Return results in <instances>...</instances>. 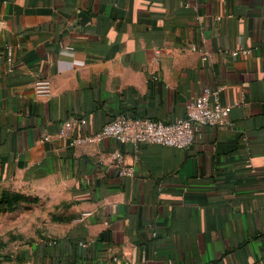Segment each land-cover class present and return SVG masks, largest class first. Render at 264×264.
<instances>
[{"label":"crops","instance_id":"crops-1","mask_svg":"<svg viewBox=\"0 0 264 264\" xmlns=\"http://www.w3.org/2000/svg\"><path fill=\"white\" fill-rule=\"evenodd\" d=\"M204 86L227 122L186 148L71 144ZM0 184L51 208L25 264H264V0H0Z\"/></svg>","mask_w":264,"mask_h":264},{"label":"built area","instance_id":"built-area-1","mask_svg":"<svg viewBox=\"0 0 264 264\" xmlns=\"http://www.w3.org/2000/svg\"><path fill=\"white\" fill-rule=\"evenodd\" d=\"M249 52V49L232 51L234 55ZM11 54V48L7 47V61H11ZM34 87L38 95L50 92V84L47 80L36 81ZM219 92L220 88L204 86L200 93L187 104L186 117L176 121L164 122L143 117L120 115L106 122L94 134L74 139L71 144L95 143L104 138H112L122 143H130L133 146L149 143L186 148L194 140L195 126L218 127L227 122L229 106L220 101ZM113 156L115 162L122 166L121 153L115 151ZM121 172L130 175L132 170L127 167L122 168Z\"/></svg>","mask_w":264,"mask_h":264},{"label":"rangeland","instance_id":"rangeland-1","mask_svg":"<svg viewBox=\"0 0 264 264\" xmlns=\"http://www.w3.org/2000/svg\"><path fill=\"white\" fill-rule=\"evenodd\" d=\"M51 219L46 200L17 185L0 184V264H25L21 252L47 230Z\"/></svg>","mask_w":264,"mask_h":264},{"label":"trees","instance_id":"trees-1","mask_svg":"<svg viewBox=\"0 0 264 264\" xmlns=\"http://www.w3.org/2000/svg\"><path fill=\"white\" fill-rule=\"evenodd\" d=\"M19 258H20V256H19Z\"/></svg>","mask_w":264,"mask_h":264}]
</instances>
